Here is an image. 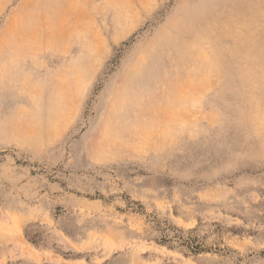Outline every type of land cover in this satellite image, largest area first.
Wrapping results in <instances>:
<instances>
[{"label": "rangeland", "instance_id": "obj_1", "mask_svg": "<svg viewBox=\"0 0 264 264\" xmlns=\"http://www.w3.org/2000/svg\"><path fill=\"white\" fill-rule=\"evenodd\" d=\"M37 1L0 0V264H264V0Z\"/></svg>", "mask_w": 264, "mask_h": 264}, {"label": "bare ground", "instance_id": "obj_2", "mask_svg": "<svg viewBox=\"0 0 264 264\" xmlns=\"http://www.w3.org/2000/svg\"><path fill=\"white\" fill-rule=\"evenodd\" d=\"M37 1V0H36ZM125 0H123V2H124ZM127 1V0H126ZM125 1V2H126ZM38 2V1H37ZM33 5H34V3H33ZM23 17V16H22ZM7 31V30H6ZM11 31V30H10ZM15 31V30H14ZM14 31H12V33L14 32ZM8 32V31H7ZM7 32H5L4 34H2V36L0 37V39H1V41H2V39L4 40V44L3 43H1L0 44V50H3V49H6V48H9L8 46L10 45L9 44V42H8V38H9V40H10V37H9V35H8V33ZM10 33V32H9ZM14 34V33H13ZM10 36H12V35H10ZM13 38V37H12ZM11 46V45H10ZM16 48V47H15ZM13 50V49H12ZM6 53V52H5ZM250 61V60H249ZM257 61H259V60H257ZM257 65H258V63H257ZM262 70V69H261ZM257 73H259V72H257Z\"/></svg>", "mask_w": 264, "mask_h": 264}]
</instances>
